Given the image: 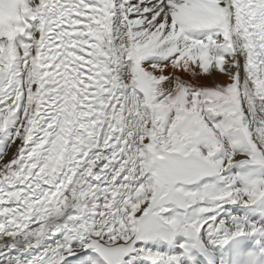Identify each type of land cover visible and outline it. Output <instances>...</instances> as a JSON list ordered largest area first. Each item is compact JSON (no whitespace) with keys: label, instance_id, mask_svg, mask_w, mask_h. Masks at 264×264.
I'll list each match as a JSON object with an SVG mask.
<instances>
[{"label":"snow or ice","instance_id":"obj_1","mask_svg":"<svg viewBox=\"0 0 264 264\" xmlns=\"http://www.w3.org/2000/svg\"><path fill=\"white\" fill-rule=\"evenodd\" d=\"M0 264H264V0H0Z\"/></svg>","mask_w":264,"mask_h":264}]
</instances>
